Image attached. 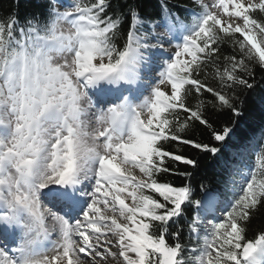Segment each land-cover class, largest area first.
<instances>
[{
    "label": "snow or ice",
    "instance_id": "1",
    "mask_svg": "<svg viewBox=\"0 0 264 264\" xmlns=\"http://www.w3.org/2000/svg\"><path fill=\"white\" fill-rule=\"evenodd\" d=\"M195 3L191 23L187 6L165 2L148 24L131 7L126 34L111 0H53L49 21L0 23V264H264V232L246 235L264 206V149L232 201L194 199L198 160L170 150L178 142L215 157L237 135L238 97L208 83L205 68L224 88H254L264 0ZM223 43L232 55L222 57ZM193 92L215 97L232 126L213 127L203 101L190 107ZM195 122L217 143L181 135ZM166 173L184 179L160 182ZM181 219L198 242L207 222L187 256Z\"/></svg>",
    "mask_w": 264,
    "mask_h": 264
},
{
    "label": "trees",
    "instance_id": "2",
    "mask_svg": "<svg viewBox=\"0 0 264 264\" xmlns=\"http://www.w3.org/2000/svg\"><path fill=\"white\" fill-rule=\"evenodd\" d=\"M83 2H87V0H83ZM165 2H167L174 12L177 9L183 12L187 6L188 12L182 17L186 22L189 20L192 11L199 10V6L193 0H111L112 8L109 14L116 15L121 20V29L126 34L132 23L131 7H135L139 12L140 22L147 24L150 19L163 15V5ZM50 6H53L51 0H0V23L7 24L14 19L17 21V30L20 26L26 25L28 21H33L34 23L40 22L42 24L49 21ZM254 16L260 18L262 14L257 12ZM221 35L223 36V33ZM221 47L223 49L222 57L233 54L230 43H223ZM223 63V59L221 58V70H223ZM205 72H207L208 83L220 91L228 92L229 95H233V92L235 93L236 97H238L236 101L238 106H242L243 108V116L236 125L237 135L230 139L226 145H219L222 147V152L218 156L213 157L212 154L201 153L199 150L192 149L191 146L172 142L170 150L198 160V168L193 172L191 180L194 199H202L203 195L207 192L212 194L218 193L220 196H229L227 187L229 168H231L232 163L235 159L241 157L240 152L249 146L253 138L259 137L260 142L264 141V73L258 70L254 80L250 79V83L254 84V88L251 90L239 85L235 86L233 90H229L224 88L215 77V67L213 65L209 64L205 68ZM201 78L203 79L204 77L202 76ZM201 101L204 102L205 115L213 127L218 131H222L226 123L232 126L230 121L236 118L231 117L227 110H213L210 106L211 103L216 102L218 104L219 102L210 93L197 95L193 92L187 103L190 107L195 108ZM241 101H243L242 105ZM183 116H186V114H182V118ZM181 135L205 143H217L212 140L210 131L205 126L199 125L198 122L192 124L190 129ZM259 146L260 149L257 156L260 155V150L264 149L263 143ZM166 163H170L174 169L179 171H184L190 167L180 162L169 161L167 158ZM159 179L160 182H171L179 186L184 178L166 173L160 176ZM202 184L203 187H201ZM153 195L159 197L158 193H154ZM196 212L195 205L193 204L191 206V216L195 217ZM185 216H187V213ZM176 226L173 225L170 231ZM178 226L183 229L181 242L185 248V256H187L193 248L199 245L197 237L194 233L189 234L190 221L181 219ZM262 232H264V206H261L257 212L253 213L251 220L247 224L246 235L249 240H254ZM175 242L174 238L169 237V243L174 245Z\"/></svg>",
    "mask_w": 264,
    "mask_h": 264
},
{
    "label": "rangeland",
    "instance_id": "3",
    "mask_svg": "<svg viewBox=\"0 0 264 264\" xmlns=\"http://www.w3.org/2000/svg\"><path fill=\"white\" fill-rule=\"evenodd\" d=\"M195 1V0H194ZM52 4H53V0H51ZM208 2H211V0H208ZM60 3L63 4L64 8H67L68 6H70L71 4L74 3L73 0H60ZM198 5V4H197ZM54 7V5H53ZM63 10V9H61ZM194 13L197 12H193L191 13V17L190 20L187 23H191L193 18H194ZM239 35V34H237ZM175 43V42H174ZM258 141H254L253 144L251 145L252 147V152H253V156H246L243 157L242 159H240L237 162H234L229 170L230 172V177H229V185H228V191H229V199H226L227 201H232L233 197H234V193L239 192L240 186L247 180L251 178V172L252 170L257 168V163H256V153L258 151ZM264 143V142H263ZM223 199V198H222ZM216 216L218 217H222V212L217 211L215 213ZM207 222H205V224H201L200 228V245L201 246L203 244V238L205 235V232L203 231L205 225Z\"/></svg>",
    "mask_w": 264,
    "mask_h": 264
},
{
    "label": "bare ground",
    "instance_id": "4",
    "mask_svg": "<svg viewBox=\"0 0 264 264\" xmlns=\"http://www.w3.org/2000/svg\"><path fill=\"white\" fill-rule=\"evenodd\" d=\"M209 196V195H208ZM109 259H111V258H109ZM121 260H122V258H120Z\"/></svg>",
    "mask_w": 264,
    "mask_h": 264
}]
</instances>
